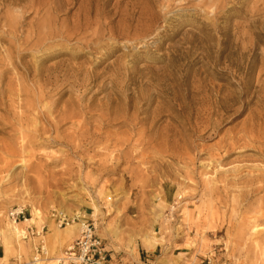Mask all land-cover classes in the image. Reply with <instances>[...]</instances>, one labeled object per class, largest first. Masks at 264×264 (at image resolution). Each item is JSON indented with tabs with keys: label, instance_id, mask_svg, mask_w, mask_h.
<instances>
[{
	"label": "rangeland",
	"instance_id": "374dc122",
	"mask_svg": "<svg viewBox=\"0 0 264 264\" xmlns=\"http://www.w3.org/2000/svg\"><path fill=\"white\" fill-rule=\"evenodd\" d=\"M86 17L102 26L99 44ZM44 50L64 54L42 61ZM55 64L49 98L26 112L46 82L37 70ZM40 106L67 118L58 133L36 119ZM0 121V229L12 211L38 208L60 258L80 225L59 241L53 211L79 224L94 212L82 199L99 209L106 245L148 238L185 248L184 264H264V183L234 182L264 170V0H0ZM21 244L6 260H31Z\"/></svg>",
	"mask_w": 264,
	"mask_h": 264
},
{
	"label": "bare ground",
	"instance_id": "6f19581e",
	"mask_svg": "<svg viewBox=\"0 0 264 264\" xmlns=\"http://www.w3.org/2000/svg\"><path fill=\"white\" fill-rule=\"evenodd\" d=\"M97 18L99 19V17H97ZM85 20L89 24L87 32L91 31L93 26L96 27V24L99 26V33H98L97 37H96V33L93 35V38L95 39L97 44H99V40L103 37V34L101 32L102 26L100 25L98 20L96 22L91 17H86ZM86 22L84 20L83 21L78 20V22L76 24L77 25L76 26V30L84 31L83 27H85ZM43 28H45V27H43ZM12 30L13 29H10V31H12ZM3 33H5V31ZM47 38L55 39V35L52 34V32L49 35H42V34L38 33L36 38L34 39L35 40L34 48L36 50L41 51V49H42L41 46H42V44L44 42L47 41ZM96 50H97V48H96ZM42 52H43V54L40 57L42 61H44L46 59L47 60H52V59L56 58L58 55H63L64 54L61 50L60 51H55V52H47V50H44ZM105 55L106 54H103L101 56L100 60L102 58H104ZM44 56H45V58H43ZM72 59L74 61L76 60V55L75 54L73 55ZM91 64H93V63H91ZM73 67H77V68L74 69ZM73 67L69 66V68L71 69V72H69L68 76H71V77H73V79H75L77 76H80L82 74V70L81 69H82L83 65L82 64H79V65L73 64ZM58 68H59V66L58 65L56 66V64H55L52 67H49L46 71L45 70H40V69L37 70L40 76H43V77L46 78V82L44 84L45 87L44 86L43 87L40 86L39 88H41V93L38 95V98L35 97L33 100H30V103L28 105L26 104L25 107H21V108H23L26 112L31 114L35 110V108H36V106L38 104H40V105L43 104L44 99H48L49 98V94L47 92V88L49 86H51V82H49V79L52 77V72L56 71V69H58ZM86 74L91 78V80H97V77L99 76V73H95V72H91V71H87ZM65 81H69V80L67 79ZM24 91H27V90H24ZM67 92H68L67 89H61L59 91L58 98L56 100H54V102H53V106H54L53 110L54 111H56V109H58L61 97L63 95H65ZM41 99H43V100H41ZM40 109H41V106H40ZM42 111L43 110L41 109V111L39 112V115L41 114ZM52 113H53V111L51 110V108H49V114L51 116L53 115ZM62 114H64V113H62ZM62 114H59V116H61ZM42 116L43 117L38 116V117H36V119H39V117H40L42 120H44V118H45L48 121L49 128H48L47 132L52 130V131L58 133L61 124L64 125L66 123V121H67V118L63 117L61 120L58 119V121L54 122V120H51L50 117H48L43 112H42ZM19 120L23 121V116L22 115H21V118H19ZM24 121H26V119ZM8 128H9V125H7L4 122L0 121V132H4ZM40 135H42V134H40ZM50 140H52L54 142H57L56 138H51ZM227 152H229V151H227ZM27 169H28V171H36L35 167H33V166H29V167H27ZM37 169H38V167H37ZM260 173L261 174L250 175L249 178L245 182H242L243 181L242 178H239L237 180L234 179V182L235 183L241 182V183H245L247 185H249V183H252V184L253 183H264V170L262 172H260ZM23 179H24V183L25 184L34 182V179L29 177V176H27L26 174L22 176L21 180H23ZM4 181H6V180H4ZM180 196H181V194L178 196L179 197L178 199L182 200V198ZM76 201H77V206L78 207L88 206V207H90V210L94 211L93 214L91 215L92 218L97 217V215L99 213V209L97 208V206H94V204H89V203H87L86 201H84L82 199H76ZM157 208L158 209L159 208L162 209V205L161 204L157 205ZM172 209H175V207L172 208ZM20 210L21 209H19V211ZM68 210H69V208H67V207L65 208V206H63L59 210V212L65 214V211H68ZM163 216H164V214L158 215V217L160 219H162ZM184 216L186 218H188V214L185 211H184ZM158 217H156V218H158ZM44 223L45 222H44V214H43V212L41 210H39L38 208H35V207H32V212H31V217L30 218H26L25 220H21L20 222H14V221H10V220L8 222H6V224L4 225V229H0V239L2 241V245H3V248H4V254H5V256L3 258H0V264H11L12 262L17 263V264H30V261L24 262V263L21 262L23 260V258H22V256H19V255L14 257V258L7 259V260L5 258L8 255L9 252H11V251H13L15 249L16 245H13L14 242H16L17 245H22L21 242L26 239L25 230L27 228H29V227L40 228L39 230L37 229L38 233L41 234V236H42L40 238V240L44 241L45 246H46V250H47V255L45 256V258H43L41 261L37 262V264H58L59 258L52 257L50 255V251H49V249L47 247L46 227L43 225ZM50 226H52V224H50ZM25 227H26V229H25ZM78 227H79L78 223L70 224L69 226H67V227H65L63 229H60L61 227L58 226V231H59V232H57L58 240L59 241H64L67 237H70L71 239L76 237V233H77ZM96 227H97V225H96ZM258 228L259 227L257 225H253L251 230H252V232H254V234H257L258 233ZM97 230H98V228H97ZM61 234H62V236H59ZM40 240L34 239L35 245H38ZM27 241L31 243V246H32V249H33V242H31L29 240H27ZM149 241L151 243L152 240L150 239Z\"/></svg>",
	"mask_w": 264,
	"mask_h": 264
},
{
	"label": "built area",
	"instance_id": "2783aa9c",
	"mask_svg": "<svg viewBox=\"0 0 264 264\" xmlns=\"http://www.w3.org/2000/svg\"><path fill=\"white\" fill-rule=\"evenodd\" d=\"M11 221L20 222L25 220V211L17 209L9 214ZM52 218L62 228L75 223L67 215L54 210ZM80 220L79 236L70 244L64 251L63 255L59 258L58 264H127L121 259L113 262V258L108 250L105 241L98 235L97 227L92 218L87 219L86 216H79ZM26 241L33 242V253L30 264H37L47 255L46 246L42 237L38 233L37 228L29 227L25 230ZM44 234V233H43ZM34 239L40 240L38 245H35ZM3 258V257H2ZM11 264H17L12 262Z\"/></svg>",
	"mask_w": 264,
	"mask_h": 264
},
{
	"label": "crops",
	"instance_id": "0c3cea01",
	"mask_svg": "<svg viewBox=\"0 0 264 264\" xmlns=\"http://www.w3.org/2000/svg\"><path fill=\"white\" fill-rule=\"evenodd\" d=\"M109 239L112 240L111 237ZM107 247L113 258V262L121 259L127 264H184L185 259H187L185 256V248H178L167 253L169 249L167 245H156L152 241L150 243L148 238L137 245H115L114 243H107ZM30 248L32 257V246ZM3 253V245L0 244V258H2ZM158 258L162 260L153 261Z\"/></svg>",
	"mask_w": 264,
	"mask_h": 264
}]
</instances>
